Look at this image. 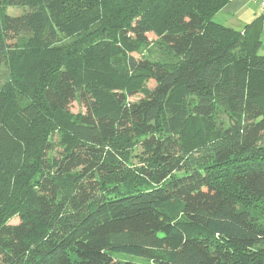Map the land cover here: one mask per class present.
Returning a JSON list of instances; mask_svg holds the SVG:
<instances>
[{"label": "trees", "instance_id": "16d2710c", "mask_svg": "<svg viewBox=\"0 0 264 264\" xmlns=\"http://www.w3.org/2000/svg\"><path fill=\"white\" fill-rule=\"evenodd\" d=\"M229 1L0 0V264H264L263 19Z\"/></svg>", "mask_w": 264, "mask_h": 264}, {"label": "crops", "instance_id": "0c3cea01", "mask_svg": "<svg viewBox=\"0 0 264 264\" xmlns=\"http://www.w3.org/2000/svg\"><path fill=\"white\" fill-rule=\"evenodd\" d=\"M258 18L263 19L261 32V48L259 53L264 55V10L256 5L253 0H230L214 18V21L234 31H243Z\"/></svg>", "mask_w": 264, "mask_h": 264}, {"label": "rangeland", "instance_id": "374dc122", "mask_svg": "<svg viewBox=\"0 0 264 264\" xmlns=\"http://www.w3.org/2000/svg\"><path fill=\"white\" fill-rule=\"evenodd\" d=\"M23 10L16 9V8H9L8 13L11 16H18L21 15ZM131 37V36H129ZM149 42L146 45H142L139 47V54H137L139 57L147 58L150 61L153 62H166V63H172L174 62V56L170 55L168 51L161 45V43L156 42V37L153 34L148 35ZM15 41V40H14ZM13 41V42H14ZM67 42V39H63L62 43ZM11 43V42H10ZM138 57V58H139ZM9 70L8 66L5 64H2L0 66V87H2L6 82H9ZM149 88L154 87V83H149ZM141 98V95H136L132 98H130V101H136ZM71 111L74 114H78L80 112L85 113V109L78 106L77 104H74L71 108ZM18 220L13 221L14 224H16Z\"/></svg>", "mask_w": 264, "mask_h": 264}, {"label": "built area", "instance_id": "2783aa9c", "mask_svg": "<svg viewBox=\"0 0 264 264\" xmlns=\"http://www.w3.org/2000/svg\"><path fill=\"white\" fill-rule=\"evenodd\" d=\"M253 2L264 10V0H253Z\"/></svg>", "mask_w": 264, "mask_h": 264}]
</instances>
